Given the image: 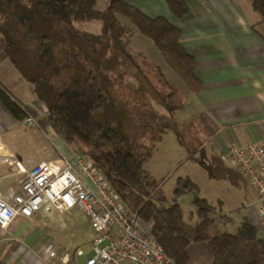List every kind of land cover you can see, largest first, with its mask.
Masks as SVG:
<instances>
[{
    "label": "trees",
    "instance_id": "obj_1",
    "mask_svg": "<svg viewBox=\"0 0 264 264\" xmlns=\"http://www.w3.org/2000/svg\"><path fill=\"white\" fill-rule=\"evenodd\" d=\"M97 1L0 0V59L10 60L22 78L32 85L34 96L45 105L47 115L41 120L42 127H51L64 143L92 159L129 210L151 225L157 241L178 264H264V237L250 219L244 218L230 231L233 218L221 213L212 217L215 206L207 198L198 196L193 203L199 221L193 224L185 220L179 198L184 193L200 190L190 176L178 178L169 206H160L155 201L154 196L165 178H150L144 168L148 153L139 152L133 144L127 145L122 125L116 123L124 106L106 93L107 90L102 92L99 81L84 65L92 61L111 69L115 62L113 54L108 53L115 48L147 78L127 50L130 37L137 29L154 42L192 93H198L204 84L195 73L196 60L184 47L179 27L165 17L148 16L125 0H109L105 9H99ZM166 1L177 18L189 11L185 0ZM250 1L260 15V23H264V0ZM118 14L128 18L135 29L125 24ZM95 20L102 24L97 34L86 33L76 26L78 22ZM59 44L65 45L60 51ZM140 55L143 62L151 65ZM71 65L72 72L77 74L75 79L63 90H57L54 77ZM160 76L169 90L153 88L173 118L184 101L178 98V88L161 70ZM0 103L18 122L34 113L1 79ZM151 113L155 119L161 115L155 110ZM160 131L162 128L153 139L161 136ZM114 144L118 146L113 147ZM195 151L190 150L189 156ZM164 198L159 196L157 200Z\"/></svg>",
    "mask_w": 264,
    "mask_h": 264
},
{
    "label": "crops",
    "instance_id": "obj_2",
    "mask_svg": "<svg viewBox=\"0 0 264 264\" xmlns=\"http://www.w3.org/2000/svg\"><path fill=\"white\" fill-rule=\"evenodd\" d=\"M125 1L150 17H165L180 28L181 41L195 58V73L204 85L198 93H192L187 86L181 89L179 75L169 66L170 80L177 82L175 87L178 90L186 89L187 97L186 104L174 113L177 126L173 123V127L182 132L187 130L184 124H189L192 130L203 132L204 141L199 134L193 136L196 151L188 160L196 159L205 167L223 170L226 177L222 180L232 192L241 195L234 209L240 214V222L244 218L250 219L258 232L264 234V199L257 196L245 176L224 157L232 144L264 142V23H260V15L250 0H185L189 11L182 18L173 15L166 0ZM1 63L0 59L2 82L14 96L12 90L22 94L23 78L16 86L8 85ZM28 89L31 97L26 100L16 97L35 113L44 104L34 96L31 84ZM22 124L0 103V152L18 153L26 144L33 143L29 137L17 133ZM181 139L182 148L187 141L185 137ZM54 148L59 156L73 162L81 154L60 137H57ZM193 149L187 147L188 152ZM201 153L204 154L203 160L197 157ZM8 187L20 189L17 176H6L1 180L0 190L5 192ZM221 202L225 207V201L221 199ZM221 209V214L229 216L234 212L227 207L225 211L223 207ZM70 216L74 223H70L66 216L52 212L35 214L32 218L19 217L7 228L0 227V264H53L41 253L47 240L60 245L51 237L52 224H48L46 218L62 219L75 227L86 224L88 228L84 232L92 231L88 217L79 209L72 210ZM60 246L69 251L78 247Z\"/></svg>",
    "mask_w": 264,
    "mask_h": 264
},
{
    "label": "rangeland",
    "instance_id": "obj_3",
    "mask_svg": "<svg viewBox=\"0 0 264 264\" xmlns=\"http://www.w3.org/2000/svg\"><path fill=\"white\" fill-rule=\"evenodd\" d=\"M108 3L109 0H98L97 7L99 9H105ZM118 16L125 24H130L135 29L128 18L121 14H118ZM101 25V22L98 20L90 23H76L78 28L90 34H97ZM57 47L60 51L65 45L59 44ZM127 50L134 56V61L140 64V69L148 79L141 74L137 67L132 66L130 59L124 58L115 48L109 50L108 53V55H111V53L113 54L112 59L115 62L111 69H106L103 63L97 64V62L92 61L86 62L84 67L87 71L91 70L93 72V75L97 78L102 87V92L107 90L108 92L106 91V93L114 96L115 100L122 103L124 106L123 110H120V115L116 123L122 125L127 145L133 144L137 147L139 152L148 153V159L144 164V168L150 174V178L157 180L165 178L164 184L154 196L155 201H157L160 206H169L172 203L173 190L178 178L188 175L197 182L200 190L197 193L188 192L180 196L179 203L182 206L185 220L193 224L199 221L197 208L193 200L201 196L207 198L212 202L213 206H215L212 217H216L221 213V207H223V211H225L226 207L234 211L230 214V217H232L234 221L229 226V230L234 231L240 222V214L238 210L234 209L237 207L235 204L236 201L241 198V195L232 192L224 180H222V178L226 177L223 170L220 168L213 169L212 166L205 167L201 162H196V159L190 160L191 156H188L189 152L187 147L189 146L190 149L195 147L193 136H198L199 134V138L204 141L203 137H205V135H203V132L192 130L189 124H184V128L187 129L186 131L178 132L177 128L174 129L173 123L177 122V117L174 116V118H172L170 116L165 105L160 101L156 90H154V88L164 91L169 90V86L161 79L160 70L172 85L176 83L174 86H177V82H172L169 78L171 68L165 63L164 57L161 55L154 42L140 33L137 29H135L134 34L130 37ZM140 54H143L151 65L143 62ZM2 61L3 63H1V66H3L4 78L8 81V85L13 84L16 86L19 80H21L20 78H22L21 74L16 70L9 59H1V62ZM73 70L74 68L72 65L68 68L64 67V70L54 77L53 83L57 90H63L73 82L77 75L72 72ZM113 78L116 79L113 80ZM178 78L180 80L179 86L181 89L185 88V83L179 76ZM23 80L24 85L21 86L22 94H18L15 90L12 91H14L13 93H15L16 96L18 95L21 99L26 100L28 97L32 96V93L28 89L30 83L25 79ZM132 88H134V90H132ZM185 90H179L178 96L179 99H183L184 104L187 102ZM154 110L159 112L158 114H161L158 119H155L151 113L154 112ZM31 114L37 119L38 124L29 127L22 121L21 123L23 124L19 126L17 133L21 136L29 137L44 157H59L60 154L58 152L56 153L54 148L58 136L51 127H47L46 129L42 127L41 120L47 115L45 105L37 109V112ZM160 128H162V131L159 132L161 136L153 139V135L158 133ZM181 137H185L187 141L186 144H183L184 147L182 148L180 146L182 141ZM10 139L12 140L15 138L10 137ZM33 143L26 144L23 149ZM116 146L118 145H113V147ZM74 148L72 146L73 150ZM188 157H190L189 160ZM197 157L203 160L204 154L201 153V155ZM240 186L242 187L243 185L240 184ZM159 196H164L165 198L162 201H158L157 199ZM221 199L225 201V207L222 206V203L220 204L219 201ZM49 218L51 217L46 218V222L52 224L50 235L60 245L72 248L79 246L85 253L91 250L92 245L90 244V240L95 235L93 228H91L92 231L88 230L84 232L88 228L86 224L75 227L67 224L65 220ZM217 228L221 229V226L218 225ZM259 235L264 237L262 232H260ZM80 260L84 262V257L81 256Z\"/></svg>",
    "mask_w": 264,
    "mask_h": 264
},
{
    "label": "built area",
    "instance_id": "obj_4",
    "mask_svg": "<svg viewBox=\"0 0 264 264\" xmlns=\"http://www.w3.org/2000/svg\"><path fill=\"white\" fill-rule=\"evenodd\" d=\"M23 123L33 127L37 119L28 114ZM224 157L245 176L260 199H264V142L232 144ZM17 176L20 189L0 190V227L17 218L58 212L74 219L79 209L89 219L94 236L87 253L47 240L41 253L53 264H178L157 241L151 225L132 213L92 159L79 154L75 162L64 156L45 158L33 144L18 153L0 152V182ZM84 257L81 262L80 257Z\"/></svg>",
    "mask_w": 264,
    "mask_h": 264
}]
</instances>
